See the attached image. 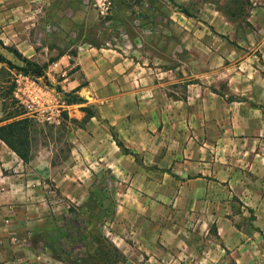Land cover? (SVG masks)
Instances as JSON below:
<instances>
[{"label": "crops", "instance_id": "crops-1", "mask_svg": "<svg viewBox=\"0 0 264 264\" xmlns=\"http://www.w3.org/2000/svg\"><path fill=\"white\" fill-rule=\"evenodd\" d=\"M173 3L144 0L139 10L168 12L175 47L166 55L174 65L164 66L158 46L117 50L92 38L74 56L57 54L48 67L75 65L85 79L76 91L85 103L76 106L95 114L92 169L109 170L121 196L109 229L125 264H257L253 230L233 221L240 188L264 185V0H243L244 21L214 3L203 21L185 18ZM96 13L84 0H0V40L35 61L40 31L54 40L79 20L93 25L87 21ZM3 116L0 102V125ZM31 152L24 163L0 140L3 264L44 256L29 236L51 224L52 171L46 152ZM14 236L26 244L13 245Z\"/></svg>", "mask_w": 264, "mask_h": 264}, {"label": "rangeland", "instance_id": "rangeland-1", "mask_svg": "<svg viewBox=\"0 0 264 264\" xmlns=\"http://www.w3.org/2000/svg\"><path fill=\"white\" fill-rule=\"evenodd\" d=\"M161 1L167 3L171 0ZM141 2L144 3V0H112L108 15L94 14L93 19L87 21L88 24L93 25L85 26L81 24L82 20H79L74 23V26L64 29L54 40H48V37L40 31L37 35L38 38L34 36L33 48L36 51V56L33 59L39 64H44L63 52L73 55L81 41H90L94 38L93 43L103 42L105 44L107 42V44L115 46L117 50L131 51L132 48L141 50L144 45L148 48L151 45L161 47L163 54L158 53V55L164 58V66L174 65L166 55L171 46L175 47V42L171 43L170 41L171 35L168 30L171 20L168 12L166 9L160 12H155L152 9L149 14L141 13L139 10L142 5ZM242 2L243 0H175L173 6L175 13L181 14L185 18L190 17L203 21L205 15L210 14L208 4L214 3L212 8L230 14L235 20L238 18L244 21V14L240 9ZM181 9H186L189 16L183 14ZM177 32L178 29L175 28V33L177 34ZM154 38H158L155 44L148 42ZM49 44H52L56 50L47 51L46 47ZM148 53L150 54L149 51ZM0 54L18 64L12 54L1 48ZM153 55H151L152 58ZM12 74L13 77L16 75L15 73ZM33 79L41 87L54 92L56 97L54 100L55 108H59L58 110L61 111L58 115L59 123H50L44 120L39 112L26 110V115L32 118L34 123L31 148L36 152L47 153L52 171L51 181L47 180L49 182L47 190L50 193L52 206L51 224L45 229L43 228V231L29 236V243L35 253L44 256L36 257L35 262L32 260L28 261L27 264H64L52 257L46 248L47 243L52 242L53 249L59 250L56 251L57 256L65 257L64 251L66 250H70L72 254L83 252L85 247L82 242L68 243V238H64L62 235L68 232L72 226H76L89 218H92V224L100 230L102 235L111 241L110 223L115 218L116 207L121 196L118 195L117 187L112 183L113 175L109 170L105 168L99 171L92 169L91 136L93 126L91 123H86L81 129L70 121L71 118L77 120L83 118L84 114H80L82 113L80 110L82 106L74 105L71 107L72 105H69V108L65 110L58 107L60 104H67L68 97L66 94L71 97L78 94H72V86L85 83L79 68L75 65H69L66 69L55 72L48 67L46 78ZM94 125L98 126L97 123ZM109 180L111 181L109 182ZM94 189L100 190L102 196L105 195L107 198L105 202L108 214L103 216L101 220L98 217H90V214L99 213L97 207L93 211L90 210V205L93 203L89 201V194ZM240 189L242 190H240L239 196L235 197L236 204L234 206L238 215L233 223L239 228L253 230L249 235L251 236L253 233L260 244V260L257 264H264V185L253 186L250 192L243 191L244 187ZM65 192L68 197L64 195ZM241 212H245V215H242ZM211 227L214 228L215 225L210 224ZM10 241L18 247L26 244L25 240H20L15 236ZM0 264L3 263L0 262ZM120 264H125V257Z\"/></svg>", "mask_w": 264, "mask_h": 264}, {"label": "trees", "instance_id": "trees-1", "mask_svg": "<svg viewBox=\"0 0 264 264\" xmlns=\"http://www.w3.org/2000/svg\"><path fill=\"white\" fill-rule=\"evenodd\" d=\"M181 12L189 16L186 9H181ZM0 48L12 54L18 62V64L13 63L0 54V64L2 65L0 68V102L4 112L3 121H6V123L0 125V140L24 163H29L33 157L31 152V137L34 123L32 118L26 115V110L23 106L14 97L15 82L12 73L33 78H46L48 65L54 62V59L48 63L39 64L36 61L25 58L15 47L5 45L1 40ZM70 63L73 64L72 59ZM84 85L85 83L79 84L72 94L76 93ZM66 97H68L66 100L67 105H82L85 103L84 99L76 94L73 97L66 94ZM80 110L84 114L83 118L81 120L71 118L70 121L83 129L84 125L95 114L90 106H82ZM114 141L124 153H130L119 140L114 138ZM102 195L101 191L97 189L92 190L89 194V201L93 203L90 205V210L93 211L97 207L99 211L97 214H90V217H98V219L100 218L99 220L108 214L105 202L107 198H105V195ZM62 236L68 238V243L80 241L85 247L84 251L78 254H72L70 250H66L64 251L65 257H61L57 256L56 251L59 250L53 249V243L48 242L46 248L52 254V257L64 264H120L124 261V256L119 249L92 224V218L86 219L76 226H72Z\"/></svg>", "mask_w": 264, "mask_h": 264}, {"label": "built area", "instance_id": "built-area-1", "mask_svg": "<svg viewBox=\"0 0 264 264\" xmlns=\"http://www.w3.org/2000/svg\"><path fill=\"white\" fill-rule=\"evenodd\" d=\"M111 5L112 0H84L85 8H93L101 16L108 15ZM14 82V97L25 110L37 111L44 120L59 123L58 115L61 110L55 108L56 97L52 90L41 87L32 77L22 74L15 75ZM58 107L65 110L69 108V105L63 103Z\"/></svg>", "mask_w": 264, "mask_h": 264}]
</instances>
